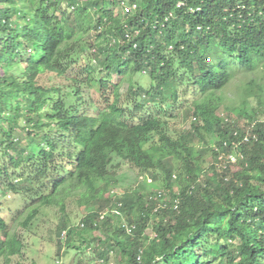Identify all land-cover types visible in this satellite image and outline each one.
<instances>
[{
    "label": "trees",
    "instance_id": "obj_1",
    "mask_svg": "<svg viewBox=\"0 0 264 264\" xmlns=\"http://www.w3.org/2000/svg\"><path fill=\"white\" fill-rule=\"evenodd\" d=\"M119 1L0 0V190L28 199L18 225L56 208L57 256L87 249L103 264H264V85L247 82L224 118L217 95L235 73H264V0H127V16ZM124 73L150 83L121 93ZM91 88L100 106L86 104ZM176 106L191 120L172 132ZM215 149L241 154L238 167L217 166ZM122 164L145 180L117 190ZM70 199L85 209L77 226L64 219ZM23 249L0 216V264H21Z\"/></svg>",
    "mask_w": 264,
    "mask_h": 264
},
{
    "label": "rangeland",
    "instance_id": "obj_2",
    "mask_svg": "<svg viewBox=\"0 0 264 264\" xmlns=\"http://www.w3.org/2000/svg\"><path fill=\"white\" fill-rule=\"evenodd\" d=\"M86 44V40L80 41V46ZM84 47V46H83ZM88 47H86V50ZM79 50V49H78ZM84 50V48H83ZM84 53V52H83ZM90 54H83V57H90ZM92 65H95L93 62ZM264 73L259 68L253 73L243 74L235 73L230 83L217 95L221 98L223 107L221 108L220 115H224L225 107H241L240 104L245 99L244 90L246 88L245 84L249 81H252L258 86L264 85ZM128 80L132 83L138 82L143 86H148L150 81L146 76H134L129 78L126 74H123V80L120 86V92L124 93L127 89ZM183 81L185 79H182ZM181 80V81H182ZM118 78L113 76L111 79L112 83H116ZM40 84L44 86H51L54 83L65 84L66 82L62 79H55L54 77L44 75L41 77ZM83 98L86 104L91 106H100L99 94L94 89L84 90ZM193 95L189 93L186 98H192ZM182 99V98H181ZM263 100V96H261ZM256 103L254 99H249L246 104V110L250 113L252 108H256ZM258 108V107H257ZM90 114L93 113V110L90 109ZM180 109L176 106L173 111L170 110V114L174 115V118H168L167 125L172 132H179L181 130L188 129L190 125V118L186 119L180 113ZM258 113H260V120H264V105L261 108H258ZM231 117H235V114H231ZM241 127L243 131L250 134L251 125L247 121H241ZM20 137L22 138L25 132L18 131ZM198 146V145H197ZM208 165L211 163L210 158L206 157ZM207 165H205V168ZM236 169V167L234 168ZM140 179L136 170L131 169L128 165L122 164V167L119 170L118 174V186L117 190L123 191L127 187L137 186L140 184ZM160 186V184H158ZM164 193V192H163ZM167 198L169 197L168 194ZM26 196L22 194H13L7 192L3 194L0 190V216L5 220L9 225L10 230L16 232L20 235L24 243L23 254L21 257L13 258V262H20L21 264H103L95 258V255L92 254L91 250L81 249L79 254H75L73 250H63L60 252V255L56 254V241L59 240L57 236V228L60 224L63 216L60 214L58 209L53 207H43L39 209V214L31 222V224L26 229H21L18 225L20 219H15V215L18 211L22 210L25 206V203L28 202ZM169 199V198H168ZM26 212L22 213L21 218L25 216ZM85 215V209L83 206L78 205L75 199H70L67 202V207L65 211L64 219L67 220L68 225L77 226L82 217ZM148 234H151L150 229L147 231ZM65 240L62 239V242ZM95 245V244H94ZM93 245V247H94ZM107 264H118V259L115 254H110Z\"/></svg>",
    "mask_w": 264,
    "mask_h": 264
},
{
    "label": "built area",
    "instance_id": "obj_3",
    "mask_svg": "<svg viewBox=\"0 0 264 264\" xmlns=\"http://www.w3.org/2000/svg\"><path fill=\"white\" fill-rule=\"evenodd\" d=\"M181 5H182V3L179 2V3H177L176 6L179 7ZM119 8H120L121 14L124 16H127V15H130L136 9V4L135 3H128L127 0H120L119 1ZM136 34H137V31H135L133 33L134 36ZM125 37L129 38L130 35L127 33L125 35ZM134 47H135V45H134ZM220 116L224 118L223 114ZM226 120H228V119L225 118V121ZM249 138L254 139L255 137H254V135H251V134H248L247 132H245L242 141L246 142ZM215 151L219 152L217 149H215ZM241 159H242V155L239 153H236V152H231L228 154L219 152L217 155V166H221L223 169H225L228 166V168H231L233 170L235 167L236 168L238 167V162ZM146 181H147V183H149L150 179H147ZM109 194L114 195V191H110ZM161 195L162 196H161L159 202L157 203L156 209L157 208H164L166 206L165 202H167V201L169 202V199L167 198V196L164 193H161ZM171 204H172L171 208H173L174 210H177L179 207V199L175 198L174 200L171 201ZM117 206L120 207V203H118ZM156 209H155V211H156ZM107 211L117 213L115 210L114 211L113 210H107ZM106 212L100 213L99 219H102L104 217V215L106 214ZM79 226L82 227L83 224H80ZM125 229H126V232L129 233V232H131L132 229H134V226L133 225L132 226H125ZM65 234H66V232L62 231L60 237L65 238Z\"/></svg>",
    "mask_w": 264,
    "mask_h": 264
}]
</instances>
